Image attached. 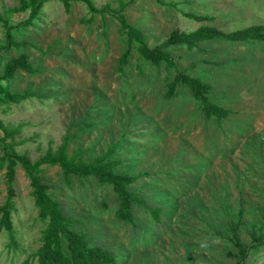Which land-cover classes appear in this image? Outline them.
<instances>
[{
  "label": "rangeland",
  "instance_id": "rangeland-1",
  "mask_svg": "<svg viewBox=\"0 0 264 264\" xmlns=\"http://www.w3.org/2000/svg\"><path fill=\"white\" fill-rule=\"evenodd\" d=\"M92 1L97 8L118 10L130 0ZM17 8V0H0L3 17L25 18ZM187 12L211 19L199 22ZM124 14L153 46L174 29L188 32L210 24L228 32L264 24V0H134ZM11 32L35 45L25 51L37 69L19 71L8 81L12 91L35 96L0 104V123L21 127L13 150L35 161L68 135L70 151L87 149L84 157L91 160L117 143L114 157L122 161L117 170L145 172L135 190L162 208L163 224L141 210L136 227L125 225L114 217L118 203L110 187L91 177L84 184L75 177L67 183L58 166H45L49 192L81 219L76 229L90 244L114 251L117 264H235L228 256L237 252L229 226L240 207L242 242L251 245V230L264 234V42L212 40L203 45L206 53L172 48L178 66L212 84L210 99L230 109L217 123L199 112L185 88L164 99V73L143 62L135 45L119 68L128 42L112 14H92L79 2L65 10L62 2L49 0L33 25ZM5 33L0 22V46ZM22 51H0V75ZM14 188L15 244L1 229L0 264H35L45 221L38 217L21 166ZM5 198L0 169V205ZM244 264H264V240L250 246Z\"/></svg>",
  "mask_w": 264,
  "mask_h": 264
},
{
  "label": "trees",
  "instance_id": "trees-1",
  "mask_svg": "<svg viewBox=\"0 0 264 264\" xmlns=\"http://www.w3.org/2000/svg\"><path fill=\"white\" fill-rule=\"evenodd\" d=\"M47 1L49 0H17V12H25L26 14L25 18L20 20L13 21L0 15V22L6 30L5 42L0 46V51H8L11 48L23 49L20 54L10 58L3 66L0 75V104L6 102L18 104L35 96L33 92L20 93L10 89L8 81L17 72L35 73L37 71L29 54L25 51L27 47H35V45L26 39L16 40L11 31L33 25L34 21L39 19L40 12ZM58 1L62 2L65 10H69L73 3L79 2L85 4L92 14L108 13L114 15L118 19L121 29L125 32L128 42V48L118 61L119 68L121 69V66L128 61L131 46L135 45V49L143 62L147 63L149 67H153L156 72L164 73V99L170 100L177 97L181 89L185 88L195 100L199 112L206 119H213L217 123L229 115L230 109L210 99V94L214 90L212 84L178 66L177 55L173 54L172 48L183 46L187 52L206 53L203 45L212 40L264 42V24H252L228 32L214 25L203 24L188 32L174 29L160 43L150 46L145 32L130 24L125 17L126 5L134 0L126 3L121 2L118 10L108 6L97 8L92 0ZM185 15L199 22L211 19L208 15H197L190 12L185 13ZM205 63L220 67L223 65V62L207 60ZM192 66L194 67L195 63ZM139 70H141L140 66ZM20 131V126L8 129L0 123V169L4 170L6 184V198L0 205V230H4L10 241L15 244V229L11 212L14 206L16 168L21 166L29 179L38 217L45 221V227L40 237L41 244L33 255L35 264L118 263V257L114 251L99 244H90L86 235L76 229L81 224V219L71 215L66 204L49 192V185L43 177L45 166H58L67 183L70 182L71 177H75L80 184H84L86 179L91 177L100 186L110 187L118 203L114 217L125 225L136 227L137 217L141 210L152 217L157 224H163L162 208L151 205L145 195L135 190L138 179L145 177L146 173L140 172L132 175L117 170L122 164L120 159L114 157L117 143L109 146L103 154L87 160L84 156L88 150L70 151V136L65 135L62 143L55 151L48 150L33 161L26 153H18L12 148L15 144L14 139L20 134ZM8 139L10 143H6ZM243 222V208L240 207L237 221L232 222L229 226V241L237 252L228 251V256L236 259L235 264H244L250 246L264 240V234H258L255 230H251L249 232L251 245H245L239 234Z\"/></svg>",
  "mask_w": 264,
  "mask_h": 264
}]
</instances>
